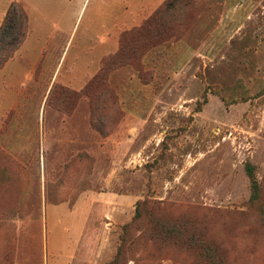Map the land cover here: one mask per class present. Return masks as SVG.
<instances>
[{
  "label": "rangeland",
  "instance_id": "obj_1",
  "mask_svg": "<svg viewBox=\"0 0 264 264\" xmlns=\"http://www.w3.org/2000/svg\"><path fill=\"white\" fill-rule=\"evenodd\" d=\"M100 2L0 0V264H264V0H162L89 68Z\"/></svg>",
  "mask_w": 264,
  "mask_h": 264
},
{
  "label": "crops",
  "instance_id": "obj_2",
  "mask_svg": "<svg viewBox=\"0 0 264 264\" xmlns=\"http://www.w3.org/2000/svg\"><path fill=\"white\" fill-rule=\"evenodd\" d=\"M160 2L162 0H101V5H105L107 10L113 13L114 18L108 25L102 22L99 25L98 28L103 27V33L99 36L94 35L96 42L94 45L91 44L90 50H87L88 53L93 52L91 59L87 61L89 68L92 64H99L105 56L116 52L120 33L139 24L142 18ZM127 11L130 12L127 13ZM25 42L21 47L25 45ZM92 74L88 73L86 77Z\"/></svg>",
  "mask_w": 264,
  "mask_h": 264
},
{
  "label": "trees",
  "instance_id": "obj_3",
  "mask_svg": "<svg viewBox=\"0 0 264 264\" xmlns=\"http://www.w3.org/2000/svg\"><path fill=\"white\" fill-rule=\"evenodd\" d=\"M8 33L9 35H7ZM28 36V15L26 11L17 3H13L0 25V69L14 56V53L23 45ZM10 39L4 42L3 39ZM126 49L123 46L120 52L109 57L103 62L102 70L106 72L119 64L125 56ZM246 171L252 181V199L258 197L259 187L254 177L251 164L246 165Z\"/></svg>",
  "mask_w": 264,
  "mask_h": 264
}]
</instances>
